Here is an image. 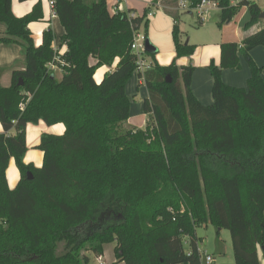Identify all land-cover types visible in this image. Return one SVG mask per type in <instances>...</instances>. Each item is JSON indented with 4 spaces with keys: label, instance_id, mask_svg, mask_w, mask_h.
I'll use <instances>...</instances> for the list:
<instances>
[{
    "label": "trees",
    "instance_id": "16d2710c",
    "mask_svg": "<svg viewBox=\"0 0 264 264\" xmlns=\"http://www.w3.org/2000/svg\"><path fill=\"white\" fill-rule=\"evenodd\" d=\"M201 1L217 4L219 28L243 7L249 16L244 30L264 15L255 2L159 0L174 20L177 59L195 49L181 41L178 5L188 3L193 13ZM51 2L66 45L60 77L48 69L57 55L52 30L43 33L39 47L28 30L40 17L39 8L17 19L11 0H0V23L6 28L0 44L17 40L25 56L24 70L12 73L9 87H0V264H90L106 244H113L117 263L198 264L195 232L208 224L229 232L232 264H259L264 80L250 51L264 50V27L239 44L220 45L219 65L208 67L214 100L208 107L192 95L191 65L178 67L174 61L162 67L145 52L150 67L136 77L146 88L142 113L148 119L144 129H125L130 117L126 85L137 68L130 46L141 28L147 38L149 8L130 19L131 10L110 12L106 0ZM240 56L250 70L246 89L221 79L223 70L240 69ZM114 64L96 84V71ZM39 121L61 123L65 132L41 137L43 164L35 169L24 164L25 129ZM10 159L20 173L14 190L5 178Z\"/></svg>",
    "mask_w": 264,
    "mask_h": 264
},
{
    "label": "crops",
    "instance_id": "0c3cea01",
    "mask_svg": "<svg viewBox=\"0 0 264 264\" xmlns=\"http://www.w3.org/2000/svg\"><path fill=\"white\" fill-rule=\"evenodd\" d=\"M50 2L51 0H27L24 2L11 0L10 10L15 18L21 19L30 15L38 7L40 17L28 25V30L31 33L35 46L39 47L41 45L43 33L51 29L55 36L52 48L58 55H63L66 52V45L61 43L64 29L60 25L58 18L54 16ZM106 2L110 12L113 11L114 7L118 6L120 11L131 10L135 16H140L145 8H149L148 13H152L153 15L147 17L149 23L146 40L157 50L154 58L156 63L162 67L169 66L174 61L178 67L191 65L194 71L191 76L190 90L194 98L205 107L211 106L214 102L212 97L213 78L208 67L211 63L216 66L219 65L220 45L230 42L239 44L244 38L258 32L264 27V18H261L250 29H243V25L249 18L247 7H243L231 22L223 24L220 28L217 25L220 16L217 7L211 9L208 13V15L213 12H216V14L214 13L213 17L210 15L209 20L206 18L203 24H199L197 18L191 19L190 16L195 15L194 13L180 11V29L183 32L181 41L193 45L195 49L190 57L177 59L172 39L174 20L163 11L159 0L156 6L152 5L153 0H126V2L120 4L119 0H106ZM254 2L260 8L264 7V0H254ZM181 13H185L187 16L182 18ZM188 22H190L189 25L194 24L197 27L192 28L194 34L185 31V27H189L187 25ZM0 38H6V28L1 23ZM250 57L258 67L262 68L261 75L264 80V50L261 47H256L250 51ZM115 64L112 68L104 66L96 71L93 77L96 84L102 81L106 73L113 70ZM24 68L25 56L20 42L15 40L14 43L0 44V87H9L12 73L14 71H23ZM57 76L60 77L59 72ZM249 78L250 70L246 60L242 56H240V69L238 71L223 70L221 73V79L224 84L239 89H246ZM126 94L130 101V117L126 123L127 129H144L148 118L142 113V104L144 99L147 98V92L145 86L137 80L135 74L126 85ZM64 132L65 127L61 123L49 126L42 121H39L37 124H27L25 129L26 153L24 155V164L26 166L31 165L35 169H40L44 156L43 152L38 149L41 137L43 135L62 136ZM3 133L4 131L0 124V134ZM13 134L14 131L9 133V135ZM5 178L8 189L14 190L20 181V173L14 159H10L8 162ZM100 257L103 264H124L123 262L117 263L113 246L111 251L104 249L103 255ZM258 260L259 264H264V254L259 247Z\"/></svg>",
    "mask_w": 264,
    "mask_h": 264
},
{
    "label": "built area",
    "instance_id": "2783aa9c",
    "mask_svg": "<svg viewBox=\"0 0 264 264\" xmlns=\"http://www.w3.org/2000/svg\"><path fill=\"white\" fill-rule=\"evenodd\" d=\"M126 2V0H119V4L120 3H124ZM254 2V0H230V4L232 6H239L241 4H249ZM50 5L53 6V2H50ZM217 4L214 2H210V1H201L198 5L195 6V8L193 9V13L195 14L198 23L199 24H203L208 16V13L211 9L216 8ZM218 8V7H217ZM189 9V5L186 2H180L178 5V10L179 11H188ZM120 11L118 9V6L113 8V12H117ZM153 14L149 13L147 15V17H151ZM55 16V15H54ZM128 17L130 19L135 18V14L130 13L128 14ZM146 41L145 35L141 34L140 31L137 32L136 34H134L133 36V41L131 43V50L136 54L137 56V68L135 70V72L133 73V75H137L138 73H142L145 70H147L150 67V63L146 60L145 56H144V43ZM61 56L62 55H56V57L54 58V60L48 64V69L49 71L52 72H61V68H63L65 66L63 60H61ZM187 255L189 256L191 254V250L189 249V251L186 252ZM197 254H198V259L199 262L198 264H217L216 259L208 254L205 251H201L198 248L197 245ZM97 262L99 264H103L102 263V259L101 257L97 258Z\"/></svg>",
    "mask_w": 264,
    "mask_h": 264
},
{
    "label": "rangeland",
    "instance_id": "374dc122",
    "mask_svg": "<svg viewBox=\"0 0 264 264\" xmlns=\"http://www.w3.org/2000/svg\"><path fill=\"white\" fill-rule=\"evenodd\" d=\"M261 1V0H260ZM216 12L210 13L207 18L210 19V15L212 17ZM182 18L187 16L185 13H181ZM191 19H196L195 15L190 16ZM214 19V18H213ZM212 19V20H213ZM190 22L187 23L189 25ZM192 25V26H191ZM189 25V27H185V31L194 34L192 28H197L194 24ZM140 33L144 35L143 28L140 29ZM134 112V108H133ZM134 114V113H133ZM135 116V115H133ZM127 126H125V129ZM197 238V245L201 251H205L208 254L212 255L217 264H232L233 263V253H232V245L230 234L227 230L221 229L219 232L217 228L213 225L208 224L206 227H198L195 232ZM113 244L104 245V249H108L111 251ZM182 246L185 252L189 251L188 238H182ZM96 257L91 256L90 264H99L96 262ZM112 264V263H107Z\"/></svg>",
    "mask_w": 264,
    "mask_h": 264
},
{
    "label": "water",
    "instance_id": "95a60500",
    "mask_svg": "<svg viewBox=\"0 0 264 264\" xmlns=\"http://www.w3.org/2000/svg\"><path fill=\"white\" fill-rule=\"evenodd\" d=\"M261 18H264V15L263 14H262ZM185 44H187V42H185ZM144 51L146 53L152 54V55H155L156 52H157L156 48H154V46H152L148 40H146L145 43H144ZM166 81L167 82H170L171 80L169 79V77H167V80ZM28 175H29V178H31L30 174H28ZM260 250L264 254V247L260 248Z\"/></svg>",
    "mask_w": 264,
    "mask_h": 264
}]
</instances>
